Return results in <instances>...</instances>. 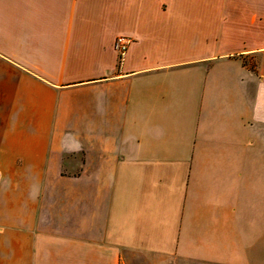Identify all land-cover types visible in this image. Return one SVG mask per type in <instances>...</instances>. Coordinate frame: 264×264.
Masks as SVG:
<instances>
[{
	"label": "crops",
	"instance_id": "1",
	"mask_svg": "<svg viewBox=\"0 0 264 264\" xmlns=\"http://www.w3.org/2000/svg\"><path fill=\"white\" fill-rule=\"evenodd\" d=\"M0 264H264V0H0Z\"/></svg>",
	"mask_w": 264,
	"mask_h": 264
},
{
	"label": "built area",
	"instance_id": "2",
	"mask_svg": "<svg viewBox=\"0 0 264 264\" xmlns=\"http://www.w3.org/2000/svg\"><path fill=\"white\" fill-rule=\"evenodd\" d=\"M132 39L127 36H117L114 41V50L118 55L119 62H122L131 45Z\"/></svg>",
	"mask_w": 264,
	"mask_h": 264
},
{
	"label": "rangeland",
	"instance_id": "3",
	"mask_svg": "<svg viewBox=\"0 0 264 264\" xmlns=\"http://www.w3.org/2000/svg\"><path fill=\"white\" fill-rule=\"evenodd\" d=\"M253 42H255V40ZM249 45H255V44H252V42L250 41ZM262 59L263 57L260 55H252L246 59L247 61L246 63L249 65V67H252L254 69L257 66V64L261 62Z\"/></svg>",
	"mask_w": 264,
	"mask_h": 264
}]
</instances>
